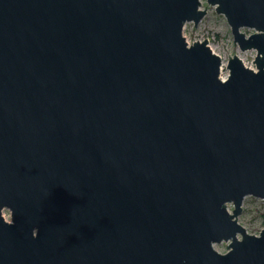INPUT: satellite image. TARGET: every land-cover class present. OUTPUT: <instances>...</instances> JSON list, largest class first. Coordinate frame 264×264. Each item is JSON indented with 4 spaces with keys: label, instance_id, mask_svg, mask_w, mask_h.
Wrapping results in <instances>:
<instances>
[{
    "label": "water",
    "instance_id": "1",
    "mask_svg": "<svg viewBox=\"0 0 264 264\" xmlns=\"http://www.w3.org/2000/svg\"><path fill=\"white\" fill-rule=\"evenodd\" d=\"M207 2L256 67L201 0H0V264H264V0Z\"/></svg>",
    "mask_w": 264,
    "mask_h": 264
},
{
    "label": "rangeland",
    "instance_id": "2",
    "mask_svg": "<svg viewBox=\"0 0 264 264\" xmlns=\"http://www.w3.org/2000/svg\"><path fill=\"white\" fill-rule=\"evenodd\" d=\"M202 4L209 9L197 25L193 21H187L184 25V34L190 42L201 37L207 39L208 44L222 55L221 73L222 77H226L229 73L227 63L232 54L239 52L247 65L255 66L254 58L256 55L255 49L241 50L234 41V36L231 31L226 17L218 13L214 5H211L207 0H201ZM247 31V29H245ZM249 31H252L249 29ZM229 207L233 208L232 203ZM242 212L238 219L241 223H247L248 231H258L264 228V200L260 197L247 195L242 207ZM5 214H11L9 208L3 209ZM217 244L224 251L227 250L228 241H221Z\"/></svg>",
    "mask_w": 264,
    "mask_h": 264
},
{
    "label": "trees",
    "instance_id": "3",
    "mask_svg": "<svg viewBox=\"0 0 264 264\" xmlns=\"http://www.w3.org/2000/svg\"><path fill=\"white\" fill-rule=\"evenodd\" d=\"M247 31L249 32V29H247Z\"/></svg>",
    "mask_w": 264,
    "mask_h": 264
},
{
    "label": "bare ground",
    "instance_id": "4",
    "mask_svg": "<svg viewBox=\"0 0 264 264\" xmlns=\"http://www.w3.org/2000/svg\"><path fill=\"white\" fill-rule=\"evenodd\" d=\"M224 78V77H223Z\"/></svg>",
    "mask_w": 264,
    "mask_h": 264
}]
</instances>
